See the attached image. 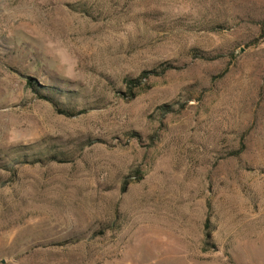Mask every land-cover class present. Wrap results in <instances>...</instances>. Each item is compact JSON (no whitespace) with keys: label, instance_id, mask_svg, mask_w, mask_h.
Instances as JSON below:
<instances>
[{"label":"rangeland","instance_id":"1","mask_svg":"<svg viewBox=\"0 0 264 264\" xmlns=\"http://www.w3.org/2000/svg\"><path fill=\"white\" fill-rule=\"evenodd\" d=\"M263 19L0 0V264H264Z\"/></svg>","mask_w":264,"mask_h":264},{"label":"trees","instance_id":"2","mask_svg":"<svg viewBox=\"0 0 264 264\" xmlns=\"http://www.w3.org/2000/svg\"><path fill=\"white\" fill-rule=\"evenodd\" d=\"M261 35L264 36V19H263L262 28H261ZM170 68H172V67L165 63V64H161L157 68L155 67V68H152V69H149V70L142 71L136 77H131V78L126 79V82L128 83V86H129V90H132V88L134 89L137 86H139L141 84V82H142V79H146V78H148L151 75L159 76V75L163 74L164 72H166ZM134 95H135V93L130 91V96H134ZM161 108L169 111L171 107H170V105L164 104V105H161ZM58 112L63 114V115H67V116H71L72 115V113L70 111L66 110V109H58ZM82 112H84V111L83 110L82 111H78L75 114H80Z\"/></svg>","mask_w":264,"mask_h":264},{"label":"water","instance_id":"3","mask_svg":"<svg viewBox=\"0 0 264 264\" xmlns=\"http://www.w3.org/2000/svg\"><path fill=\"white\" fill-rule=\"evenodd\" d=\"M242 50V49H241Z\"/></svg>","mask_w":264,"mask_h":264}]
</instances>
